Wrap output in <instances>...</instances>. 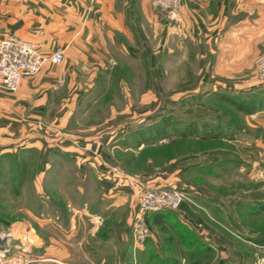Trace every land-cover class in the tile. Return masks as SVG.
Returning <instances> with one entry per match:
<instances>
[{
	"label": "crops",
	"instance_id": "obj_1",
	"mask_svg": "<svg viewBox=\"0 0 264 264\" xmlns=\"http://www.w3.org/2000/svg\"><path fill=\"white\" fill-rule=\"evenodd\" d=\"M8 34L37 44L43 53L59 50L63 61L44 63L33 76L22 77L16 91L0 89V172L11 156L12 164L26 163L20 162V154L47 156L30 181L32 200L18 210L28 222L48 227L49 239L43 244L32 225L23 230L10 225L7 231L30 241L44 264L162 262L171 251L160 226L179 238L173 259L186 261L182 254L199 242L218 254L210 264H256L234 239L254 235L234 203L261 201L264 196L256 192L247 200L242 194L230 200L226 193L214 191L232 185L228 175L218 180L200 171L219 162L217 153L206 151L203 158L178 155L160 165L146 162L136 177L141 183L174 186L186 198L176 210L149 214L150 235L134 248L136 190L111 150L120 136L97 137L85 144L61 130L72 112L90 100L100 75L111 76L120 69L125 77L140 78L139 102L146 103L152 87L168 75V62H187L189 67L176 66L174 75L189 78L192 95L212 96L206 107L188 103L190 115L213 118L222 94L261 97L260 110L240 116L243 127L232 141L240 165L232 173L243 179L264 176V83L254 69V59L264 50V0H181L178 20L170 23L158 16L150 0H0V38ZM131 90L124 80L125 96ZM51 147L56 149L50 151ZM136 148L141 151L144 144ZM68 169L76 180L72 189L78 202L66 191L72 182ZM191 173L205 177L210 185H202L203 191L193 186L190 176L192 183L183 179ZM56 203L64 209H54ZM3 245L0 239V248ZM255 253L260 256L264 249L257 247Z\"/></svg>",
	"mask_w": 264,
	"mask_h": 264
},
{
	"label": "rangeland",
	"instance_id": "obj_2",
	"mask_svg": "<svg viewBox=\"0 0 264 264\" xmlns=\"http://www.w3.org/2000/svg\"><path fill=\"white\" fill-rule=\"evenodd\" d=\"M176 66L178 69L181 68L184 70L189 67L187 62L184 64L178 62L176 64V62L173 60L169 61L167 64L168 75L164 78L162 77L160 81L156 83V87H152V91L148 94V101L146 103L139 102L140 78L135 76L125 77L124 70L122 71L120 69L112 71L111 76H105V74L100 75V77L97 79L95 89L90 94V100L87 101V103H83L80 107L72 112L67 126L62 129L61 132L63 135L67 133L69 136L75 137L76 141L78 142H81L80 140H82L85 144L89 143L90 141H94L95 139L97 140V137L103 139L104 136H110L117 133L118 136H120V139H116L112 144L115 146L111 149L112 156L118 162V166L120 167L122 173L126 174L127 177H139L141 175L140 172L144 169V164L141 162L142 156H140V152H145L150 149H158L161 143H167L168 141H171L173 137L160 140L159 142L155 143V145L150 143L145 144L144 148L139 151L138 148L130 145L133 138L136 136L135 134L137 130L143 131V133H146V135L151 136L154 126L156 124L160 126L163 117H170L172 121V126L170 127V130L168 129L167 133L173 129L172 127L180 129L187 127L188 124L195 121L200 122L208 119L198 118L195 115H190L189 109L186 108V105L190 102H201L202 107H206L208 106V102L209 104L211 102V94L207 98H204L202 94L192 95V92L189 91V78L182 77L180 75H174V73H176ZM126 79L129 81L132 89L131 93L127 96H125L124 92L122 91L124 87V80L126 81ZM216 104L218 107V112H226L228 117L236 115L227 107L226 104L220 101H218ZM125 130L127 133H124ZM168 136H174V134L169 133ZM54 149H56V147H51L49 150L53 151ZM191 149L192 148H189V150L185 151L181 155L194 153L199 154L200 158H203L204 153L206 152L200 150L198 152ZM233 151L236 152L235 147ZM30 155L31 154H25L22 157L20 154V162L22 163L24 160L26 162L21 164L25 166L22 169L23 181L21 184L20 195L17 194L15 186L17 187L18 184L17 178L19 177V168L21 165L11 163L13 159H15L14 157L11 156L8 158V165L5 167L4 173H0V216L7 222V224L1 228L6 230L8 226L15 225L16 227L21 226L23 230L24 227H29V225H32L31 230L34 229L37 235L43 240V244H45V241L49 239V231H47L48 227L46 228L44 224H36L34 221L28 222L25 215H23L22 212L18 210L19 207H25L22 203L32 200L31 196L33 189L30 181L36 174L37 170L41 168V157L43 155ZM28 159H30V164ZM159 160L160 159L158 158L153 161L150 160V164L160 165L161 163ZM67 175L69 177L68 180L72 182H69L70 185L68 183V189L66 191L68 192L70 199L72 198L74 199V202H78V196L72 189V183L75 185L76 180L73 179L71 169H68ZM230 175L228 174L227 177H229L228 179L230 181L232 179V185L222 190L218 189L220 188L218 187L214 191L226 193L228 199L230 200H234L236 196H240L241 194L246 198L245 200H247L256 192H260L264 196V176H258L257 178L245 177L243 179V177L239 175L236 176V174ZM189 176L191 178L190 181L194 183V185H192L197 186L198 188L200 187L202 190L206 188L202 185L209 184L205 181V177L197 175V173H191L188 175V177L184 176L183 179H189ZM218 180H222V178L220 177ZM197 184L201 185L198 186ZM25 203L24 205H26ZM54 209L60 211L63 210L64 207L59 203H56ZM244 212L245 213L243 215L240 214L243 221H245L248 225L253 226V224H255L256 226H259L256 221H250L249 217L247 216L248 211ZM65 215L66 213L63 211L62 217L65 218ZM244 216L245 218H243ZM262 221L264 222V216L262 217ZM22 237V234H20L19 238L21 239H14V241L18 240V243L21 244L20 250L11 251L12 256H15L16 259L21 258L20 261H16L15 263L44 264L45 258L41 256L42 254H34L31 245H27L26 243V245H24L22 242H20L23 241ZM245 238L240 237V239H234L238 245H242V248L246 250L247 257H251V260L256 261V264H258L259 257L263 256L264 254L258 256V254L255 253V250L257 247H260L263 250L264 247L258 245H256V247H252V242L247 240V237ZM241 240H244L245 242H242ZM183 255L190 262L194 259H201L202 264H210V262L218 260V254L216 255V252L213 251L210 254L207 253L204 251L203 245L201 247L199 242L195 243V247H193L191 251L186 249V253ZM209 255H211V258H209ZM9 256L10 255L8 254L7 257ZM25 259L28 261L25 262ZM154 263L155 262L153 261L152 264ZM158 264H167V260L164 262H158Z\"/></svg>",
	"mask_w": 264,
	"mask_h": 264
},
{
	"label": "trees",
	"instance_id": "obj_3",
	"mask_svg": "<svg viewBox=\"0 0 264 264\" xmlns=\"http://www.w3.org/2000/svg\"><path fill=\"white\" fill-rule=\"evenodd\" d=\"M220 101L227 105V107L236 115L228 117L226 112H217L214 118H208L203 121H195L193 123L188 124L187 127L176 129L172 127L171 131L170 127L172 126L170 117H163L161 121V125L157 124L154 126V130L151 136L146 135L143 131L136 132V136L133 138L132 143L130 144L133 147H138L141 144H154L163 140L165 138L173 137L171 141L167 143H161L158 149H150L147 151L140 152V156H142L141 162H143L144 167L148 160H156L160 159V163L163 164L174 157L183 154L185 151L191 150L200 151H213L220 156V160L218 163L214 165H210L205 168H200V171L203 173H208L213 176L220 178L225 174H233L236 169H238L240 165V160L234 152L235 145L233 144L234 136L238 133L243 127V122L241 120V115L252 114L261 109L263 101L259 96H252L250 98H245L243 95H229L222 94L219 95ZM198 122V123H197ZM174 134V136H168V134ZM48 151V150H47ZM46 155V154H45ZM47 159V156L41 157V163H44ZM19 165V163H15ZM21 165V164H20ZM25 165L20 166L19 177L17 178V194L21 193V184L23 181V167ZM1 173V172H0ZM222 190V188H218ZM235 209L239 212V215H243L248 211L247 216L250 221H256L259 226L255 224L248 225L245 221L248 230L250 233H254L253 236H249L247 240L251 241L255 245L264 247V222L262 221V217L264 216V200L261 201H251V202H235ZM170 209H163L158 212H154L151 214H160L162 212H167ZM169 212V211H168ZM157 215L154 217V220H157ZM245 218V216L243 217ZM263 222V223H262ZM159 223V222H158ZM7 224L6 220H4L0 216V228ZM160 230L165 234L164 239L166 243L170 246L171 256L167 259V264H180L181 259H173L174 255H176L177 244L179 242V238L173 239V233L170 232L166 226H160ZM174 244V247H173ZM202 247V244H200ZM172 247V248H171ZM204 247V245H203ZM203 249V248H202ZM207 247H204V251L207 253H211ZM183 257H185L182 254ZM186 258V257H185ZM211 258V255H209ZM154 259V258H152ZM156 264H158L157 260H153ZM166 261V260H165ZM201 259H194L189 262L186 259V264H202ZM164 262V261H163Z\"/></svg>",
	"mask_w": 264,
	"mask_h": 264
},
{
	"label": "built area",
	"instance_id": "obj_4",
	"mask_svg": "<svg viewBox=\"0 0 264 264\" xmlns=\"http://www.w3.org/2000/svg\"><path fill=\"white\" fill-rule=\"evenodd\" d=\"M150 4L164 21L178 20L181 0H150ZM62 61L61 51L43 53L37 44L8 34L0 38V89L16 91L22 77L33 76L44 63L59 64ZM254 69L258 80L264 83V50L254 59ZM127 181L136 190V203L131 223L132 239L136 248L150 235L148 215L163 209L176 210L186 196L182 190L174 186H149L134 177H127ZM0 239L4 241V245L0 248V264H16V261H20L21 258L16 259L11 254V251L21 249V244L13 242L16 238L12 233L3 229L0 231ZM22 243L31 245L30 241H22ZM258 260V264H264V255ZM27 261L25 259V262ZM180 264H186L185 260L182 259Z\"/></svg>",
	"mask_w": 264,
	"mask_h": 264
},
{
	"label": "bare ground",
	"instance_id": "obj_5",
	"mask_svg": "<svg viewBox=\"0 0 264 264\" xmlns=\"http://www.w3.org/2000/svg\"><path fill=\"white\" fill-rule=\"evenodd\" d=\"M23 238H25V237H23Z\"/></svg>",
	"mask_w": 264,
	"mask_h": 264
}]
</instances>
